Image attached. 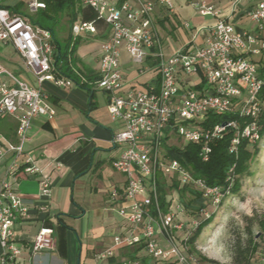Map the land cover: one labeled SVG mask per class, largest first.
Returning a JSON list of instances; mask_svg holds the SVG:
<instances>
[{
  "label": "built area",
  "instance_id": "obj_1",
  "mask_svg": "<svg viewBox=\"0 0 264 264\" xmlns=\"http://www.w3.org/2000/svg\"><path fill=\"white\" fill-rule=\"evenodd\" d=\"M92 8L97 21L105 22L109 37L103 44L97 86L107 92L108 110L113 119L123 122L112 143L121 147L112 161L113 167L125 175L122 187L113 186L109 199H121L118 211L129 223L124 234L113 238L101 258L114 255V249L143 244L151 264H205L190 249L189 239L199 224L217 210L231 193L235 179L234 166L229 169L228 185H209L205 178L193 174L178 159L168 154L172 145L197 143L203 161L210 159L215 140L228 128L235 131L229 150L237 154L241 138L256 142L260 138L258 118L264 114V79L260 63L264 60V0H231L229 11L207 0H185L200 15H212L214 21L194 27L193 40L201 42L165 50L163 33L156 12L175 13L178 0H82ZM253 2L248 9V26L234 21L243 2ZM31 11L44 8L40 0H30ZM96 21L80 20L71 25L72 55L77 38L85 32H96ZM185 27L191 28L189 22ZM0 41L11 43L38 82L54 80L58 85H71L70 77L58 76L54 32L34 26L29 18L0 4ZM127 52L137 64L148 57L156 60V81L146 86H127L121 68V57ZM0 117L12 116L17 122L16 141L0 132V161L9 158L6 178L0 182V264H17L23 247L16 244L14 225L30 215V205L11 187L9 176L24 172L40 173L33 158L25 153L33 120L38 116L53 118L56 110L47 101L41 87L32 86L7 71L0 64ZM211 113L234 114L239 118L207 125ZM251 118L242 127L240 119ZM178 138L180 145L166 143ZM161 178L180 187L200 193L202 207L185 215L181 201L169 203L163 210L159 200ZM52 183L42 180V197H50ZM169 200V199H168ZM211 207L210 210L208 207ZM46 210L47 205L41 204ZM53 230L41 228L28 248L32 253L52 249ZM199 247L197 246V249ZM122 264H143L140 260H123ZM264 264V253L260 256Z\"/></svg>",
  "mask_w": 264,
  "mask_h": 264
},
{
  "label": "crops",
  "instance_id": "obj_2",
  "mask_svg": "<svg viewBox=\"0 0 264 264\" xmlns=\"http://www.w3.org/2000/svg\"><path fill=\"white\" fill-rule=\"evenodd\" d=\"M207 1L225 12L229 11L231 0ZM253 2H243L233 18L239 27L249 25L246 12ZM177 4L184 10L191 7L185 0H178ZM156 15L167 52L189 42H201L200 37L193 40L192 32L190 38L184 37L176 45L169 36L179 32L170 26L169 15L164 9H158ZM82 20H85L84 17ZM213 21L214 18L207 23ZM200 24L204 23L195 26ZM95 25L97 31L83 33L77 38L80 42L74 46L72 55H67L71 69L84 85L74 79L75 83L67 86L58 85L51 79L38 82L16 48L11 43L2 42L5 50L0 52V64L32 86L41 87L47 101L56 110L53 118L38 116L33 120L30 139L25 146V153L33 158L40 173L19 172L9 176L11 187L30 205L29 217L19 219L14 225L15 242L23 247L17 264H114L115 259L119 261L129 257L124 253L128 246L115 248L111 257H100L113 245L115 235L126 233L129 223L118 211L122 200L112 202L109 199L110 189L113 186L122 187L125 182V175L112 165L121 151V147L113 145L112 139L122 129L123 122L111 117L108 94L97 86L100 57L110 28L100 20ZM155 63V58L148 57L143 64H137L124 51L121 68L127 86H146L156 81L158 74ZM0 80L9 81V76L2 73ZM16 126L17 122L12 116L0 119V132L10 141H16ZM8 161L9 158L0 161V182L6 178ZM44 177L52 183L50 197L41 196ZM43 203L47 205L46 210L39 207ZM208 208L212 210L210 206ZM44 227L53 230L55 245L52 249L32 253L28 246ZM213 230L211 227L208 236L197 240L199 249L209 252L217 233V230ZM135 255L137 258L134 260L147 256L144 248Z\"/></svg>",
  "mask_w": 264,
  "mask_h": 264
},
{
  "label": "trees",
  "instance_id": "obj_3",
  "mask_svg": "<svg viewBox=\"0 0 264 264\" xmlns=\"http://www.w3.org/2000/svg\"><path fill=\"white\" fill-rule=\"evenodd\" d=\"M45 3V7L41 8L43 10V15L45 18H53L56 14L61 12L64 8L69 7L71 10V19L72 22L75 19L74 14V0H41ZM86 9H83V17L85 20L90 21H97L96 12L88 7L85 6ZM14 10H17L14 7ZM18 11V10H17ZM23 16H26L23 12ZM28 17V16H26ZM29 18V17H28ZM32 21L34 26H40L43 28H48L54 32V29L39 21L38 19L29 18ZM71 22V23H72ZM54 45L57 48L58 45L61 46L60 41L55 37L54 32ZM62 56L60 61L56 64V71L57 75H66L74 79L78 84L84 85L78 79V75L71 69L69 65V61L67 60V51L63 52L61 46ZM68 64V72L63 70L64 64ZM260 75L264 79V66L260 67ZM98 77V76H96ZM97 79V78H96ZM91 90V88L89 87ZM261 94H264V86L262 88ZM5 117V116H4ZM2 117H0L1 119ZM233 118H239L237 115L234 114H217L211 113L207 122V125H213L215 123L223 122L225 120H230ZM245 120L247 122L251 121V118L240 119L241 126L245 125ZM258 123L260 125V138L264 137V114H262L258 118ZM235 136V131L232 128H228L224 133L222 138H219L214 141L213 143V151L211 153L210 159L208 161H203L200 156V146L197 143H188L185 146H176L172 145L168 148V154L172 158L178 159L185 167H187L193 174L197 176H201L206 179L209 185H228V177H229V169L234 166L235 172V179L233 185L231 186V193L227 196H231L234 194H238L242 187V179L244 175L250 174L251 165L254 163V160L259 153V140L256 142H252L248 138H241L240 143L238 144V152L234 154L230 152L229 147L233 137ZM165 184L159 183V200L163 208H167L166 203V191H165ZM173 188H179L182 197L184 196L185 192H191L193 194V200L198 201L197 210L202 207V202L200 200V193L195 191L194 189L188 187L180 188L179 182L177 179L173 180V183L170 185ZM226 197V198H227ZM217 210H214L210 217L204 219L199 226L197 227L194 234L190 237V249L195 251L197 255L202 259L203 262H212L217 264H253L254 257L260 253V241L258 240L257 234L253 230V223L254 217L253 216H246L245 221L246 225L243 230H239L236 232L235 239L231 244L230 250V262L229 263H220L218 260L213 258H208L202 254L201 251L197 249V240L201 235L203 229L212 222L215 217V213ZM217 224V222H216ZM264 226V223H261ZM127 249V255L131 260L136 259V252L142 250L143 244L138 245L136 248H129ZM138 259L143 264H151L150 258L147 256H140ZM260 261V258H259Z\"/></svg>",
  "mask_w": 264,
  "mask_h": 264
},
{
  "label": "rangeland",
  "instance_id": "obj_4",
  "mask_svg": "<svg viewBox=\"0 0 264 264\" xmlns=\"http://www.w3.org/2000/svg\"><path fill=\"white\" fill-rule=\"evenodd\" d=\"M29 1L30 0H0V4L7 6L10 10H14V7H16L19 12L25 13L29 18L32 17L34 19H38L39 21L51 26L54 29L56 38L61 43L63 52L67 51L70 47V30L72 25L70 8H64L53 18L49 19L44 17L42 9L31 11L28 6ZM73 9L75 21L82 20L83 9H86L83 1L74 0ZM213 18L214 17L212 15H200L192 7H188L185 10L180 9L178 4H176L175 13L169 15V24L177 29L179 33H171L169 38L173 43L178 45L182 42V38L191 37L196 24L207 23ZM185 22H189L191 28L185 27ZM79 42L80 41H76L75 45ZM4 50L5 47L2 44V41H0V52H3ZM67 60H69L68 57ZM259 63L261 67L264 66V60L259 61ZM63 70L68 72V64H64ZM173 143L180 145L183 142L178 140V138H172L166 143V146H170ZM259 148V153L257 154L254 163L251 165L250 174L243 176L240 192L224 199L222 204L217 209L212 222L203 229L201 235L199 236V238L208 236L211 231V227H213V231L217 230V233L214 235L215 242L210 247L209 252L204 251L203 248H198V250H201V252H203L202 254L208 258H216L217 260L229 263L231 258V244L235 239L236 232L244 229L246 225V216H253V230L257 234V237L260 236L258 240L261 244L260 253L254 257L253 264L260 263L259 258L261 254L264 253V226L261 224L262 222L264 223V137L259 140ZM161 183H164L166 186L165 191L167 206L169 203L181 201L186 209L184 213L185 215L195 214L198 211V201L193 200V194L191 192L186 191L182 197L179 188L170 187L171 182L168 181V178H161ZM163 210L165 211L167 208H163ZM124 253H127V249L124 250ZM124 260L128 261L129 257ZM122 263L123 259H119V261L116 259L114 260V264ZM204 263L217 264L212 262Z\"/></svg>",
  "mask_w": 264,
  "mask_h": 264
},
{
  "label": "water",
  "instance_id": "obj_5",
  "mask_svg": "<svg viewBox=\"0 0 264 264\" xmlns=\"http://www.w3.org/2000/svg\"><path fill=\"white\" fill-rule=\"evenodd\" d=\"M61 56H62L61 46L58 45L56 48V57H55V61H54L55 65L60 61Z\"/></svg>",
  "mask_w": 264,
  "mask_h": 264
}]
</instances>
